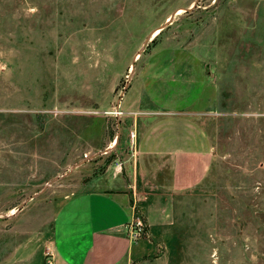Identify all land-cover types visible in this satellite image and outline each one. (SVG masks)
<instances>
[{"label":"rangeland","instance_id":"1","mask_svg":"<svg viewBox=\"0 0 264 264\" xmlns=\"http://www.w3.org/2000/svg\"><path fill=\"white\" fill-rule=\"evenodd\" d=\"M160 48L216 86L212 160L183 190L135 153ZM90 189L129 193L124 264H264V0H0V264H52L58 211Z\"/></svg>","mask_w":264,"mask_h":264},{"label":"crops","instance_id":"2","mask_svg":"<svg viewBox=\"0 0 264 264\" xmlns=\"http://www.w3.org/2000/svg\"><path fill=\"white\" fill-rule=\"evenodd\" d=\"M142 94L154 109L136 138L142 165L164 166L174 190L197 184L212 160L210 136L197 113L206 110L216 86L205 77L183 73L174 48L150 53L138 75ZM129 193L103 189L69 196L52 226V264H124L132 239Z\"/></svg>","mask_w":264,"mask_h":264}]
</instances>
